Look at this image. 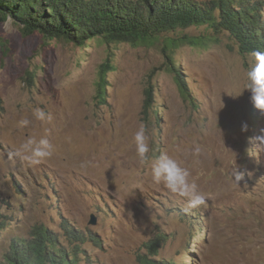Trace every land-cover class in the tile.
<instances>
[{"label":"rangeland","instance_id":"374dc122","mask_svg":"<svg viewBox=\"0 0 264 264\" xmlns=\"http://www.w3.org/2000/svg\"><path fill=\"white\" fill-rule=\"evenodd\" d=\"M213 1L191 3L209 9ZM6 22L0 261L10 240L43 225L70 250L65 228L83 238L78 264H264V153H246L264 129L245 90L253 56L241 55L217 21L164 32L153 45L94 38L82 46ZM148 91L154 102L144 112ZM35 108L50 119L36 121ZM141 123L150 148L144 166L134 141ZM42 137L52 156L39 165L10 155ZM161 153L189 170L205 206L188 210L185 198L153 183ZM235 164L244 173L237 186L228 178Z\"/></svg>","mask_w":264,"mask_h":264},{"label":"trees","instance_id":"16d2710c","mask_svg":"<svg viewBox=\"0 0 264 264\" xmlns=\"http://www.w3.org/2000/svg\"><path fill=\"white\" fill-rule=\"evenodd\" d=\"M263 3L214 0L212 7L203 9L191 0H0V21L10 17L25 35L39 32L79 46L94 38L153 45L164 32L192 25H214L217 21L236 41L239 53L245 55L264 51ZM211 8H218V20ZM176 81L185 95L179 75ZM153 102L148 91L144 112ZM4 228L5 224L0 222V235ZM64 231L74 243L71 250L61 245L46 227L37 225L28 238L8 242L0 264H78L77 253L83 238L67 228ZM141 264L156 262L145 257Z\"/></svg>","mask_w":264,"mask_h":264},{"label":"clouds","instance_id":"9594fccd","mask_svg":"<svg viewBox=\"0 0 264 264\" xmlns=\"http://www.w3.org/2000/svg\"><path fill=\"white\" fill-rule=\"evenodd\" d=\"M11 21L9 17L8 22ZM5 26H7V23ZM253 61L249 70L246 72L245 90L250 92L251 102L261 116H264V51H255L252 53ZM33 117L36 121H46L50 119L47 113L40 108L33 110ZM21 128L27 127L30 124L28 119H21L18 122ZM249 126L247 123L241 125V133H247ZM146 126L141 123L135 132L134 141L136 154L139 164L144 166L149 162V143L146 135ZM252 142V138H249ZM196 154H199V147L196 148ZM255 152L257 155L264 153V129L261 130V135L255 138V148L246 149V153ZM21 156L29 166L39 165L42 161L52 156V145L46 137L39 140L29 138L25 143L20 145V148L10 154ZM190 172L187 168L182 167L174 158L161 153L151 163V178L153 183L163 185L168 192L175 194L187 200V209L193 210L201 206H205L207 201L205 195L198 190V186L194 180H190ZM228 178L237 186L244 180V173L238 170L236 164L231 169Z\"/></svg>","mask_w":264,"mask_h":264},{"label":"water","instance_id":"95a60500","mask_svg":"<svg viewBox=\"0 0 264 264\" xmlns=\"http://www.w3.org/2000/svg\"><path fill=\"white\" fill-rule=\"evenodd\" d=\"M92 223H94V220L92 221Z\"/></svg>","mask_w":264,"mask_h":264}]
</instances>
